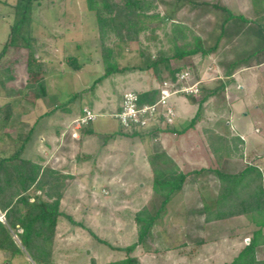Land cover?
Instances as JSON below:
<instances>
[{"label": "rangeland", "instance_id": "obj_1", "mask_svg": "<svg viewBox=\"0 0 264 264\" xmlns=\"http://www.w3.org/2000/svg\"><path fill=\"white\" fill-rule=\"evenodd\" d=\"M203 1L226 6L231 12L249 19L256 18L252 0H197ZM15 2L0 0V53L9 34ZM165 8L163 4L159 6L161 13ZM34 16L32 32L37 41V56L48 61L51 68L46 74L48 96L34 104L23 98L21 89L28 83L29 73L26 63H13L16 57L14 49L9 47L0 58V106L5 110L7 105H11L13 113L6 124H0V156L10 155L23 144L30 127L40 115L77 94L76 99L67 105L69 111L58 108L52 115L41 118L23 152L26 157L72 175L68 177L69 185L60 207L72 215L73 221L66 218L59 221L53 264H88L90 256L99 262L122 258L125 252L112 246H128L136 241L141 226L151 215L152 207L159 203L153 195L150 156L158 149H165L174 165L185 172L210 165L215 159L205 147L204 127H212L224 134L241 132V137L250 143L249 153L248 147L244 146L247 148H244V157L224 159L222 169L236 171L247 163H261L264 169V50L253 56L248 68L237 72L236 84L228 86L224 94L208 99L204 116L195 129L183 135L160 131L151 134L148 128L124 129L131 133L143 132L131 134L124 132L113 118L123 92H143L152 87L166 90L177 128L188 124L196 113L198 103H192L184 92L172 93L173 88L169 85L172 83L174 86L178 82L172 81L167 71L164 72V85L157 81L152 70L133 69L108 77L91 90L92 82L104 72V66L95 13L88 9L87 0H41ZM221 19L220 11L209 5L197 6L192 11L186 5L175 15V22L188 23L196 35L206 40L207 46L213 43ZM172 22L166 21L163 28L156 31L157 39L154 41L147 40L143 35L140 43L112 41L110 44L118 64H142V51L146 56L157 55L160 49L168 53L172 46L169 41ZM241 24L245 30L241 20L229 21L225 36L211 54L205 57L198 54L180 61L171 59L170 68L187 64L190 71L185 72V80L192 79L190 85H197L198 88V82L193 77V72L198 70L204 86H216L218 80L224 77L226 64L248 55L259 43L252 37V31L236 33ZM247 25L253 26L251 23ZM70 56L82 63L80 70L72 69L67 60ZM11 74L14 79L7 82V88H3L1 80H6ZM242 85L244 89H241ZM199 92H196V99L201 97ZM222 96H225L224 100H221ZM219 101L222 102L219 104ZM84 108L99 114L86 126L91 127L92 134L76 129V118ZM157 122L161 128L167 126L164 122ZM207 180L209 184L216 181L212 176H208ZM197 186L195 177L189 174L155 226V234L161 230L166 234L162 232L161 239L156 237L149 241L150 250L141 245L135 250L134 255L141 264H224L233 258V250L228 245H222V241L218 245L205 246L198 258L190 259L183 255L187 251L181 250L183 242L191 243L199 237L197 233L188 234L192 230L199 231V227H195L198 225L196 222L184 225L181 222L185 219L184 215L194 209L195 221L201 222L204 217L198 210L201 205ZM0 220H5L1 211ZM139 220L142 221L140 224ZM238 225L242 226L239 222ZM204 227L201 236L207 238L213 229ZM235 235L236 241H240H235L233 245L237 251L248 239L239 232ZM259 256L264 257V250H260ZM0 264L35 262L26 254L10 257L0 250Z\"/></svg>", "mask_w": 264, "mask_h": 264}, {"label": "trees", "instance_id": "obj_2", "mask_svg": "<svg viewBox=\"0 0 264 264\" xmlns=\"http://www.w3.org/2000/svg\"><path fill=\"white\" fill-rule=\"evenodd\" d=\"M40 2L41 0H16L13 5V20L9 34L0 53L1 58L7 49L12 47L16 57L13 63H26L29 81L21 90L23 98L31 104L48 96L46 74L51 70L49 62L37 56V41L32 32L35 9ZM252 3L256 18L249 19L242 14L231 12L226 6L211 4L208 1L201 3L197 0H87L88 9L95 13V25L104 66V72L92 82L90 89L95 90L97 85L108 77L117 73L125 74L133 69L152 70L160 84H163L165 71L168 72L167 75L172 81L178 82V85L191 84L192 79L181 80V74L190 71L189 66L183 63L172 69L170 60L180 61L198 54L202 57L211 54L218 48L221 39L225 36L229 21L239 19L246 29L243 30L241 24L236 33L247 34L252 31V37L259 42L258 44L255 42L254 50L248 52V55L229 61L224 68V77L218 80L216 86H204L198 70H195L193 77L194 81L198 82V92L200 91L201 97L196 99L197 91L184 92L192 103H198L195 115L187 125L181 128L176 127L174 120L165 128H161L158 124L151 126L148 133L160 131L183 135L195 129L204 116L205 103L208 99L213 95L224 94L228 86L236 84L237 72L248 68L247 65L254 58L253 56L264 50V0H252ZM161 4L166 6L163 13L159 10ZM186 5L191 11L197 6L207 5L220 11L222 19L210 46L206 45L208 43L203 37L196 35L188 23L175 22L176 13ZM166 21H173V29L169 34L172 46L168 53L160 49L157 55L148 54L146 56L142 51V64L134 66L118 64L115 50L110 44L112 41L140 43L142 35L147 40L154 41L157 39L156 31L162 29ZM248 23L253 26H248ZM23 49L26 51L22 52ZM67 60L73 70H80L83 67L76 57L70 56ZM13 79L11 74L6 80H1L2 87L7 88V82ZM134 92L139 96L138 105L152 104L161 95L160 89L155 87L143 92ZM124 93L121 94L120 103L114 112L121 110ZM76 97L75 93L71 100L57 104L50 111L40 115L30 127L23 144L10 155L0 156V211L3 212L5 219L0 220V250L10 257L26 254L35 264H53L59 221L61 218L73 221L72 215L62 211L60 207L69 185L68 177L72 175L63 174L50 165L26 157L23 152L41 118L52 115L58 108L69 111L67 105ZM224 99L225 96H222L221 100ZM2 109L3 106H0V124L4 125L10 119L13 110L11 105H7L5 110ZM157 119L160 122L164 120V116L159 115ZM86 126L81 128L82 132L92 134L91 127ZM119 126L126 132L124 130L126 128L121 124ZM203 130L205 147L210 154L212 153L215 160L211 161L207 167L185 172L174 165L175 162L167 150L161 148L155 151L150 156L149 163L153 172V195L159 203L152 207L151 215L143 223V227L140 225L136 241L128 246H112L117 251L125 252L122 258L99 262L90 256L88 264H141L140 259L134 255L135 250L140 245L145 250H150L149 241L156 239L155 226L168 209L174 195L182 189L189 174L202 172H214L218 178L216 196L209 200L203 199L205 220L244 219V225L241 226L242 232L239 235L247 237L248 242L224 264H264V258L257 256L258 247L264 245V169L256 163H247L237 171L222 169L221 164L224 159L243 156L244 139L241 134H224L212 127H204ZM138 133L143 132L136 131L131 134ZM138 222L140 224L142 221ZM158 235L162 237V232L158 231ZM100 241L105 242V240Z\"/></svg>", "mask_w": 264, "mask_h": 264}, {"label": "crops", "instance_id": "obj_3", "mask_svg": "<svg viewBox=\"0 0 264 264\" xmlns=\"http://www.w3.org/2000/svg\"><path fill=\"white\" fill-rule=\"evenodd\" d=\"M236 78H237V76H236ZM241 89H244V85H242ZM237 134H241V136H242L241 132H237ZM232 135H234V133ZM253 143H255V141ZM249 144L250 143H248V142H246V140H244V146L248 147ZM255 145H257V143H255ZM252 146H254V145H252ZM246 147H244L245 150L247 149ZM250 147L251 146L248 147V153L251 149ZM243 157H244V153H243V156H241V158H243ZM258 161H262V160L259 159ZM259 165L261 166V163ZM205 167H207V166H205ZM240 167H242V165ZM193 176L195 177V179L197 181V184H198V186H197L198 192L197 193L200 196L201 208L198 210L202 211V214L204 217L202 218L201 222H198L199 220L195 221L193 218L194 217L193 215L195 214L194 209L191 210L190 214L187 213L184 215L185 219L183 221H181V222L185 223L184 225H191L193 222H196L198 225H196L195 227H197V226L199 227V231L196 230V232H195L192 230V231L188 232V234L191 232L197 233V235H199V237L191 243L183 242V244L181 246V250L187 249L186 253H183V251H182L183 255L188 256L190 259L198 258V257H200V254H199L200 251L203 250L205 246H208L211 244L213 245L215 243L218 245L220 243V241L223 242L222 245H228V247L233 250V252H234L232 254L233 256L236 255L237 252L239 251V249H241L244 246V245L240 246L241 248H238L237 251H236V248H233V245H235V241H236L235 238H237V237H235L236 236L235 234L238 232L239 233L241 232V227L238 225V222L241 225H244V219H242V218H234V219L231 218L229 220L206 221L205 220V214L203 212V199L209 200L210 198H213L216 196V194L218 192V178L214 172H202L199 174H193ZM208 176L214 177L216 179V181L214 183L212 182L211 184H209L210 181L207 180ZM181 222H179L180 225H181ZM204 226H206V227L208 226V227L213 229L212 230L213 232H211V234H209V237H207V238L202 237L204 234V229H205ZM195 227H193V228H195ZM200 229L202 231H200ZM221 229H223L222 230L224 232L223 234H222V231H220ZM160 232H163L164 234H166V231L161 230ZM156 237L161 238V236L159 237L158 234H155V238ZM187 238H188V236L186 235V240H187ZM208 238L211 240H208ZM246 239H248V238L246 237ZM236 242L239 243L240 241H236ZM260 250H264V245L258 247V250H257V256L258 257H260L259 256ZM261 258H264V257H261Z\"/></svg>", "mask_w": 264, "mask_h": 264}, {"label": "built area", "instance_id": "obj_4", "mask_svg": "<svg viewBox=\"0 0 264 264\" xmlns=\"http://www.w3.org/2000/svg\"><path fill=\"white\" fill-rule=\"evenodd\" d=\"M186 76L185 72L181 74V80L185 81ZM164 85V84H163ZM172 87V93L177 92H196L198 91L197 85L182 84L174 85L172 83L169 85ZM196 86V87H195ZM195 87V88H194ZM162 89L161 97L152 104H143L138 105L139 96L134 91H129L124 93V98L121 103V110L113 113V118L117 120L121 126L126 129L138 128L146 129L151 126H155L159 121L157 118L159 115L164 116V122L166 125L171 124L174 121V110L171 104L167 101L168 92ZM99 114H96L94 111L88 108L83 109V113L76 118L77 130H80L84 125L90 123V121L95 120ZM151 129V128H150ZM4 217V214H3Z\"/></svg>", "mask_w": 264, "mask_h": 264}, {"label": "clouds", "instance_id": "obj_5", "mask_svg": "<svg viewBox=\"0 0 264 264\" xmlns=\"http://www.w3.org/2000/svg\"><path fill=\"white\" fill-rule=\"evenodd\" d=\"M161 93V92H160Z\"/></svg>", "mask_w": 264, "mask_h": 264}]
</instances>
